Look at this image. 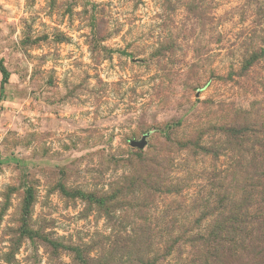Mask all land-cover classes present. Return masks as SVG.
<instances>
[{"label": "rangeland", "instance_id": "374dc122", "mask_svg": "<svg viewBox=\"0 0 264 264\" xmlns=\"http://www.w3.org/2000/svg\"><path fill=\"white\" fill-rule=\"evenodd\" d=\"M0 59V264H264V0H0Z\"/></svg>", "mask_w": 264, "mask_h": 264}, {"label": "trees", "instance_id": "16d2710c", "mask_svg": "<svg viewBox=\"0 0 264 264\" xmlns=\"http://www.w3.org/2000/svg\"><path fill=\"white\" fill-rule=\"evenodd\" d=\"M0 75H1V82H0V90H3L5 84H7L9 79V73L3 65L2 59H0Z\"/></svg>", "mask_w": 264, "mask_h": 264}]
</instances>
